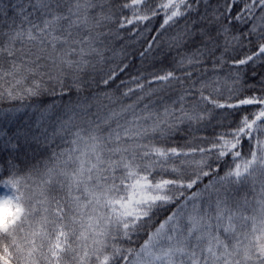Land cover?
<instances>
[{"label": "snow or ice", "instance_id": "obj_1", "mask_svg": "<svg viewBox=\"0 0 264 264\" xmlns=\"http://www.w3.org/2000/svg\"><path fill=\"white\" fill-rule=\"evenodd\" d=\"M0 264H264V0H0Z\"/></svg>", "mask_w": 264, "mask_h": 264}]
</instances>
